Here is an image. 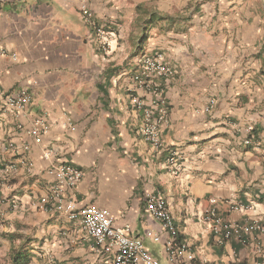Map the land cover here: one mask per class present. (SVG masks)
Returning <instances> with one entry per match:
<instances>
[{
	"label": "crops",
	"instance_id": "0c3cea01",
	"mask_svg": "<svg viewBox=\"0 0 264 264\" xmlns=\"http://www.w3.org/2000/svg\"><path fill=\"white\" fill-rule=\"evenodd\" d=\"M84 5L118 32L110 51ZM0 50V244L106 264L79 221L42 207L67 165L83 172L77 205L130 225L160 264H264V231L248 229L264 223V0H1ZM158 51L177 73L144 90L134 71ZM23 89L32 102L10 109L5 97ZM161 98L155 147L141 127ZM250 125L259 143H245ZM149 192L164 195L189 246L176 258Z\"/></svg>",
	"mask_w": 264,
	"mask_h": 264
},
{
	"label": "built area",
	"instance_id": "2783aa9c",
	"mask_svg": "<svg viewBox=\"0 0 264 264\" xmlns=\"http://www.w3.org/2000/svg\"><path fill=\"white\" fill-rule=\"evenodd\" d=\"M81 15L85 21L96 28L97 34L101 38V48L105 52L110 51L111 40L114 38L117 41L118 32L106 29L104 26H98L94 20L93 12L88 6H82ZM1 53L3 51L0 50ZM176 73V69L172 67L165 54L158 51L145 54L142 57L138 69L134 71L133 79L140 88L151 91L152 86L159 79L172 78ZM1 76L2 71H0V78ZM32 100L33 96L27 89L5 97L6 105L15 111L25 110ZM133 101L137 106H142L139 98L136 97ZM161 101L162 107L159 108V113L156 114L152 109L145 111L144 123L141 127V133L155 147H159L161 144L160 123L165 119L167 113L165 100L162 99ZM38 130L36 127V134ZM254 131L253 125L247 127L246 144L259 143ZM37 140L39 141L40 138L38 137ZM170 160L172 165L177 163L176 157H172ZM53 172L56 175V183L51 189L50 196L41 200L42 207L45 210L65 212L71 219L79 221L83 229L94 240L98 253L107 257L106 264H160L159 260L146 247L144 241L131 235L130 225H117L109 211L96 205L90 204L84 207L77 205L72 191L83 177L82 170L67 165H59L54 168ZM146 202L149 215L161 223L162 231L168 235L166 249L171 257L176 258L186 252L189 246L186 242L179 240V229L164 195L161 192H149L146 194ZM248 229L264 231V223L256 221L248 226ZM155 240H160L159 235L155 236ZM188 256L189 260L195 258L192 252L188 253Z\"/></svg>",
	"mask_w": 264,
	"mask_h": 264
},
{
	"label": "trees",
	"instance_id": "16d2710c",
	"mask_svg": "<svg viewBox=\"0 0 264 264\" xmlns=\"http://www.w3.org/2000/svg\"><path fill=\"white\" fill-rule=\"evenodd\" d=\"M33 257L34 254L24 242L19 246L12 247L9 258L0 264H31Z\"/></svg>",
	"mask_w": 264,
	"mask_h": 264
},
{
	"label": "rangeland",
	"instance_id": "374dc122",
	"mask_svg": "<svg viewBox=\"0 0 264 264\" xmlns=\"http://www.w3.org/2000/svg\"><path fill=\"white\" fill-rule=\"evenodd\" d=\"M10 251L11 248H9L7 243L5 245L0 244V262H3L9 258ZM31 264H51V262L49 261V259L35 258L33 259Z\"/></svg>",
	"mask_w": 264,
	"mask_h": 264
}]
</instances>
